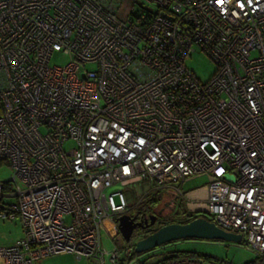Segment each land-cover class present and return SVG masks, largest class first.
I'll list each match as a JSON object with an SVG mask.
<instances>
[{
    "label": "built area",
    "instance_id": "2783aa9c",
    "mask_svg": "<svg viewBox=\"0 0 264 264\" xmlns=\"http://www.w3.org/2000/svg\"><path fill=\"white\" fill-rule=\"evenodd\" d=\"M141 1L156 11L0 0V161L13 174L0 218L23 233L0 264L130 258L132 245L102 250L101 232L118 235L116 220L148 195L135 203L126 188L144 180L244 236L264 264V0ZM196 48L216 69L207 83L185 65ZM54 53L68 62L51 66Z\"/></svg>",
    "mask_w": 264,
    "mask_h": 264
},
{
    "label": "rangeland",
    "instance_id": "374dc122",
    "mask_svg": "<svg viewBox=\"0 0 264 264\" xmlns=\"http://www.w3.org/2000/svg\"><path fill=\"white\" fill-rule=\"evenodd\" d=\"M143 5L144 9L148 11H156L155 7L145 3L141 0H124L122 15L129 12L130 10L135 11L136 6ZM190 54V58L186 60V67L194 74V76L201 82L207 83L212 75L215 73V66L213 62L199 49ZM68 62V58L61 53H54L50 60L51 66H63ZM87 68H91L90 65ZM71 143L66 144L65 148L69 147ZM13 174L11 169L6 165H0V183L10 181ZM209 183L206 176L191 178L185 181L182 185V193L186 194L190 191L202 188ZM154 183L149 180H144L141 183L135 184L131 187L126 188L128 199H134L135 203H138L140 199L148 194L144 198V202L152 197H158L161 199L157 209H163L162 216L167 217L172 214L182 202L180 194L175 188H169L164 190H154ZM180 183L175 184L173 187H179ZM118 189L117 187L110 188L107 193ZM131 194V195H130ZM12 201V200H11ZM176 202V203H175ZM176 205H175V204ZM183 203V202H182ZM181 203L182 208L185 205ZM144 204V203H142ZM187 206V205H186ZM144 208V206H141ZM137 209L131 211V215L137 212ZM188 210V209H186ZM21 236V225L18 221L12 222L0 218V247H8L20 239ZM134 241L126 243L121 235L115 238L107 232H101V248L106 252H112L114 248L125 249L128 246L133 245ZM170 252H185L197 255L204 264H259L255 253L250 250L244 243V236L240 243H230L224 241H213V240H181L173 242L169 246H161L149 252L142 254L133 253L130 258H122L119 264H156L159 262L165 254ZM105 263L109 264L108 257L105 258ZM35 264H100L97 259H82L77 260L75 256L71 254L63 255H52L44 258Z\"/></svg>",
    "mask_w": 264,
    "mask_h": 264
},
{
    "label": "water",
    "instance_id": "95a60500",
    "mask_svg": "<svg viewBox=\"0 0 264 264\" xmlns=\"http://www.w3.org/2000/svg\"><path fill=\"white\" fill-rule=\"evenodd\" d=\"M156 219L157 216H151L149 225H153ZM116 221L118 232L126 243L130 241L136 228H144L141 223H135L134 218L129 216H121ZM190 239L240 243L242 237L239 234L226 232L204 218H198L183 225L170 224L161 227L156 232L140 239L135 245V253L142 254L169 243Z\"/></svg>",
    "mask_w": 264,
    "mask_h": 264
},
{
    "label": "trees",
    "instance_id": "16d2710c",
    "mask_svg": "<svg viewBox=\"0 0 264 264\" xmlns=\"http://www.w3.org/2000/svg\"><path fill=\"white\" fill-rule=\"evenodd\" d=\"M139 10L142 9L143 11H145L144 13H148V11H146L144 9V7H142V5H139ZM138 11V9H137ZM150 13V12H149ZM135 16V13L132 14ZM3 162L0 161V165H2ZM2 186V197L0 199V203L1 204H8L10 201V193L12 192L13 188H12V184L10 181H5L0 183ZM147 197V196H146ZM161 199H159L158 197H152L150 199H148L147 201L144 202V199L142 200V202L140 203V205L138 206V210L137 211H143L145 212V216L146 217H150L151 216H157L158 220H156V223L153 226L149 225L148 229L145 228H141L140 230H138L136 232V234H133L132 236V240L134 239H143L145 237H147L148 235L156 232L158 229H160L161 227L165 226V225H170V224H187L195 219L198 218H204L207 221L212 222V220L208 217L207 214L205 213H193L190 212L188 210H186L185 208H182L181 205L178 206V208L170 215H168L167 217L162 216V215H157V207L160 204ZM144 203V204H142ZM141 206H144L141 207ZM245 243V241H244ZM172 245V243L166 244L165 246H169ZM245 245L247 246V244L245 243ZM164 246V245H163ZM248 247V246H247ZM178 258V257H193V258H198L197 255L195 254H191V253H185V252H170L165 254V257H163L158 263L164 262L167 259L170 258ZM200 259V258H199Z\"/></svg>",
    "mask_w": 264,
    "mask_h": 264
},
{
    "label": "flooded vegetation",
    "instance_id": "af4514ba",
    "mask_svg": "<svg viewBox=\"0 0 264 264\" xmlns=\"http://www.w3.org/2000/svg\"><path fill=\"white\" fill-rule=\"evenodd\" d=\"M176 203V202H175ZM174 203V204H175ZM176 205V204H175ZM179 205H181V204H179ZM162 211H163V209H160V210H157V215H162ZM156 216V215H155ZM150 217H151V215H150ZM150 217H146L145 216V212H143V211H137V212H135V213H133L132 215H131V218H134V222L135 223H141L143 226H144V228L145 229H148L149 228V222H150V220H149V218ZM156 220H158V217H157V219ZM155 223H156V221H155ZM154 223V224H155ZM153 224V225H154ZM153 225H150V226H153ZM146 226V227H145ZM141 228H136L135 230H134V232H133V234H136V232L138 231V230H140ZM143 229V228H142ZM133 236V235H132Z\"/></svg>",
    "mask_w": 264,
    "mask_h": 264
},
{
    "label": "crops",
    "instance_id": "0c3cea01",
    "mask_svg": "<svg viewBox=\"0 0 264 264\" xmlns=\"http://www.w3.org/2000/svg\"><path fill=\"white\" fill-rule=\"evenodd\" d=\"M192 192V194H193V191H190L189 193H191ZM200 194H194L193 195V197H202L203 195H204V193H202V192H199ZM22 237H23V233H22V228H21V236H20V239L19 240H21L22 239ZM18 240V241H19Z\"/></svg>",
    "mask_w": 264,
    "mask_h": 264
},
{
    "label": "bare ground",
    "instance_id": "6f19581e",
    "mask_svg": "<svg viewBox=\"0 0 264 264\" xmlns=\"http://www.w3.org/2000/svg\"><path fill=\"white\" fill-rule=\"evenodd\" d=\"M197 194H200V193H197Z\"/></svg>",
    "mask_w": 264,
    "mask_h": 264
}]
</instances>
